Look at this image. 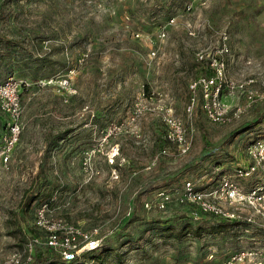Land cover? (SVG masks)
Wrapping results in <instances>:
<instances>
[{"label": "rangeland", "instance_id": "obj_1", "mask_svg": "<svg viewBox=\"0 0 264 264\" xmlns=\"http://www.w3.org/2000/svg\"><path fill=\"white\" fill-rule=\"evenodd\" d=\"M22 24L40 38L38 53L47 62L36 64L39 75L31 64L15 72L30 91L22 99L21 142L0 168V264H16L15 253L23 263L47 246L35 228L46 200L54 218L86 232L98 228L104 248L129 250L127 264H218L241 250L264 259V220L188 238L180 255L170 243L149 239L150 231L143 234L154 221L175 223L193 209L176 199L166 210L145 208L158 190L176 198L187 180L215 186L221 171L247 163V147L264 136V0H0V33L14 36ZM223 42L228 80L255 79L259 96L219 125L201 108L192 118L186 109L188 84L203 73L196 53ZM224 99L233 109L245 102L236 90L225 89ZM165 104L193 128L186 155L175 146L156 149L167 130ZM7 121L0 107V136ZM40 166L45 174L35 185ZM262 178L237 181L248 190ZM209 218L200 214L193 222ZM126 240L133 245L121 246Z\"/></svg>", "mask_w": 264, "mask_h": 264}, {"label": "built area", "instance_id": "obj_2", "mask_svg": "<svg viewBox=\"0 0 264 264\" xmlns=\"http://www.w3.org/2000/svg\"><path fill=\"white\" fill-rule=\"evenodd\" d=\"M171 19L170 23H174ZM138 37L140 34H136ZM166 31L159 33V38H165ZM227 37L223 38L225 41ZM229 48L225 42L211 52H198L196 59L207 61L212 74L200 75L188 84L189 102L187 113L193 117L198 108L213 123L228 124L233 118L241 115L250 108L259 96L254 88L255 79L235 83L228 80L226 55ZM155 55V52H154ZM67 81L64 82V85ZM27 80L10 77L0 84V107L8 116L6 130L0 136V168L8 167L12 155L21 142L24 131L23 108L21 93L29 87ZM241 92L245 102L233 109L224 99V90ZM163 111V112H162ZM163 120L167 126L165 138L171 146L176 147L179 155H186L192 147L191 129L185 125L174 113L171 106L161 107ZM165 147L162 153H167ZM248 162L239 165L232 174L222 173L219 182L213 187H201L197 180H187L174 194L166 189L158 190L152 198L145 201V208L166 210L173 200L179 204L189 205L193 209L191 216L197 219L200 214H213L228 220H239L254 224L256 219L264 220V136L247 147ZM262 175V181L246 190L238 179H250ZM250 210V213H247ZM49 209V203H44L37 210L35 227L46 234V245L63 256L65 260H74L83 253L97 249L103 242L99 237V229L94 228L86 232L80 226L65 218H54ZM34 242H38L34 239ZM32 252V246L29 249ZM256 251L241 250L218 264H264V259L257 260ZM16 264H20L17 253L14 254ZM32 256L27 258L30 261Z\"/></svg>", "mask_w": 264, "mask_h": 264}, {"label": "trees", "instance_id": "obj_3", "mask_svg": "<svg viewBox=\"0 0 264 264\" xmlns=\"http://www.w3.org/2000/svg\"><path fill=\"white\" fill-rule=\"evenodd\" d=\"M173 11L174 7L171 6L169 12L171 13ZM39 39L38 36L33 37L31 32L28 31V28L23 24L19 26L14 36L0 33V84L4 83L10 77H16L15 72L18 65L27 66L31 64L32 67L34 65V73L35 75H39L40 66H36V64L43 65L47 62V57L38 53L37 41ZM195 65L203 71L202 75L212 74L207 61L200 62L196 59ZM29 91V87L24 88L21 93V99H23ZM260 116L264 115L260 114ZM168 146L171 145L165 138V134L156 137L157 150H163ZM223 168V166H218L217 169ZM223 172L224 171H221L219 174ZM44 174L45 169L43 166H40L35 176V185L40 182ZM45 202L47 203L48 200ZM26 207L29 209L30 205L28 204ZM191 211L189 210V213H185V215L177 218L175 223L162 220L154 221L150 227H147L143 231V234L150 231L152 234L149 239H162L164 243H170L174 251L180 255L185 250L184 242L188 238H202L204 235H217L235 231L240 225H244L247 229L255 226L239 220L224 219L213 214H204L210 216L209 221L193 222L194 218L191 216ZM142 238H144V236H140L137 240ZM103 243L104 242H102L97 249L85 252L74 260H65L62 255L47 246L41 249L36 248L32 259L30 261L25 260L20 264H127L125 257L129 250L122 252L119 250L120 247L113 245L104 248ZM133 243L134 240H126L121 246L127 244L133 245ZM132 249L133 248L130 250ZM110 255L112 256V260L109 261L108 257Z\"/></svg>", "mask_w": 264, "mask_h": 264}, {"label": "crops", "instance_id": "obj_4", "mask_svg": "<svg viewBox=\"0 0 264 264\" xmlns=\"http://www.w3.org/2000/svg\"><path fill=\"white\" fill-rule=\"evenodd\" d=\"M246 153H247V150H246ZM247 162H248V160H247ZM245 163H243V164H240V165H244ZM246 165V164H245ZM234 171H235V168L233 169V173H234ZM233 173H228V174H232L233 175ZM201 185V187H203V188H206L207 186H205L204 184H200Z\"/></svg>", "mask_w": 264, "mask_h": 264}]
</instances>
